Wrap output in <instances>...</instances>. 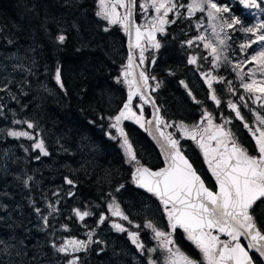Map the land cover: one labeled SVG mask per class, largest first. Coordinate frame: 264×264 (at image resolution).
Instances as JSON below:
<instances>
[{"label":"trees","instance_id":"1","mask_svg":"<svg viewBox=\"0 0 264 264\" xmlns=\"http://www.w3.org/2000/svg\"><path fill=\"white\" fill-rule=\"evenodd\" d=\"M235 9L240 15L241 11L236 7ZM98 10V0H0V52L30 50V59L41 69L31 72L25 78L23 76L21 81L18 80L20 77L16 80L15 84L20 85L16 96L18 103L0 120L6 121L8 127H18L32 134L33 142L35 139L43 140L47 144V152L57 151L62 162L59 165L64 167V174L61 176L74 181L75 193L69 197L70 200L65 197L58 199L59 195H54L52 184H34L33 180L38 173L29 159L35 154L30 149L31 144L26 142L21 155L28 159L19 163L23 173L30 175L32 179L28 186H23V191L29 194L21 205L41 210H53L49 208V205H53L55 212L52 219L56 228L60 229L61 236H80L84 223L71 212L72 209L91 211L92 215L88 217L95 222L101 213L107 212L104 204L111 197L118 200L131 221H122L126 228L133 229L132 222H135L140 225L136 228V232H139L148 220L162 229L167 226V220L163 221L160 201L134 184V169L127 162L125 151L105 134L110 117L121 109L127 96L121 77L125 70L126 49L123 27L120 24L108 25L106 20L96 15ZM243 19L246 20L245 17ZM192 26L191 19L182 17L170 25V42L175 47L174 51L188 53V47L180 45V41L182 34L192 29ZM106 27L108 31L104 30ZM60 34L66 37L63 44L57 40ZM240 39L241 37L236 38L234 45H238ZM173 47L171 52L160 57L156 74L161 86L156 90V95H153L164 117L191 122L195 107L185 90L190 89L185 74L182 80L186 81L187 87L183 85L181 88L178 83L179 75L172 76L171 81L165 72L177 65ZM235 49L240 51L238 46ZM180 65L183 66L184 61ZM58 67L61 70L63 89L55 81ZM194 77L197 78L195 75ZM31 85L36 90L41 86L48 90L38 96L31 93ZM192 91H195L193 87ZM144 108L148 115V107ZM16 120L31 122L35 127L29 129L26 123H14ZM1 124L2 122L0 126ZM123 129L141 164L150 168L160 167V157L147 139L144 129L131 122H125ZM20 144V141H12L0 127V152L9 149L11 153L12 145L20 150ZM191 151L196 154L195 149L189 145L184 149L189 160L193 156ZM43 172H47L46 175L50 173ZM121 185L124 187L121 188ZM144 203H147L148 209L144 208ZM260 214L261 222L258 220L256 224L264 230L263 211ZM70 225L74 231L67 233L66 227ZM142 235L140 241L143 244L154 243L149 231ZM124 236L122 233V237ZM176 241L181 248L189 250L181 235L177 234ZM33 250L28 249L27 255L34 257ZM190 255L197 258L193 250ZM75 256L79 257L81 264H85L86 258L81 253ZM253 258L256 264H262L255 255ZM96 260L94 257L93 261ZM105 261L106 256L103 262Z\"/></svg>","mask_w":264,"mask_h":264},{"label":"snow or ice","instance_id":"2","mask_svg":"<svg viewBox=\"0 0 264 264\" xmlns=\"http://www.w3.org/2000/svg\"><path fill=\"white\" fill-rule=\"evenodd\" d=\"M238 3L244 9H261L264 11V0H238ZM135 4L136 0H98L99 10L96 15L106 20L108 25L120 24L126 31L130 32L134 23L132 16ZM118 8L125 9V13L121 15L117 10ZM139 8L144 12L151 8L157 14L147 25L135 28L136 42L134 47L140 49L139 63L141 65L145 62L144 52L146 51L141 44V40L146 37L149 46L158 50L161 44L156 40V34H164L165 25L176 23L175 19H169V13L175 12L176 16L179 17L181 13L178 9L186 8L187 18L189 19L197 12L207 14L212 35L216 40L213 43L202 33L184 43L192 47L195 41L202 42L204 49L209 50L213 67H219L220 65L217 62L222 55L221 46H225L226 41L230 39L229 34L224 32V29L236 31L239 25V31L251 34L254 37V39L240 45L241 51L245 52L251 49L253 45H259L258 50L247 56L243 64H255L257 66L256 71L264 76V31H260L264 30V22L247 27L243 26L241 19L235 15L225 19L222 14L229 13L231 9L229 6L219 4L217 0H188L186 4L180 3L179 0H145L144 3H139ZM217 20L221 22L219 32L215 23ZM196 27L199 29L202 25L198 23ZM104 30L108 31V28L106 27ZM221 32L224 33L223 37ZM57 40L60 44H63L66 37L60 34ZM202 59L206 60L207 57H202ZM224 59L227 60V57H224ZM128 61V65L121 73L123 83L128 86L127 100L118 113L110 117L113 121L110 127L116 129V132L122 138L121 146L128 157L127 162L135 165L132 175L133 182L137 187L145 189L160 201L168 220V228L171 231L165 232L162 227H157L151 220H148L143 227L151 230L154 234L153 238L160 241V247L174 245L173 232L177 229H183L186 238L202 254L203 264H255L253 257L250 255L252 251L258 253L259 257L264 259V230L257 227L253 215L254 206L257 202H264V115L253 112L256 118V126L253 128L245 121L237 104L231 101L228 102V107L235 113V117L243 123V126L249 130L255 140L258 156L251 155L238 142L233 132L225 127V125L231 123L230 119L224 118L223 124H214L212 113L207 110L203 111L201 117V121L207 122V127L201 128L198 123L193 125L192 130L189 132L187 126L183 124L176 125L188 138L196 141L201 148L209 170L218 185L217 191H211L205 186L204 180L201 179L189 159L186 158L180 141L175 139L172 133L166 134L161 129V125L164 128L173 125L164 121L160 115V108L154 107L153 118L145 119L143 105L152 104L155 106V101L145 95V92L149 89L148 81L150 77L144 70L139 72L138 79L133 77L131 71L133 56L131 53H129ZM196 62V56H189V64H195ZM152 63H155V59L152 60ZM243 64L236 63L234 68L241 69ZM249 74L250 77L255 76L252 69H249ZM202 76L204 77V83L207 84L210 90L209 98L219 106L221 100L218 99L213 89V81H216L217 77L212 76L211 73H202ZM129 77L133 78L129 79ZM151 79L155 80V77H151ZM241 79H243V76H241ZM55 81L63 89L64 85L59 67L55 73ZM118 82L120 81L118 80ZM241 86L245 92L254 97V101H264V79L250 78V82L242 83ZM159 87L160 82H157L155 87L151 88V91L155 92ZM6 88L7 85L5 84L0 87V91H4ZM257 93L259 94L257 95ZM233 94L235 95L234 92ZM137 95H139L142 103L134 105V97ZM188 95L192 97L194 102L200 103L191 91L188 92ZM240 99L244 100L245 98L241 96ZM134 107L139 109V113L134 111ZM244 107H248V105L245 104ZM261 107H264V103H261ZM126 120H134L141 128H145L146 124L149 126L155 125V131L159 133V138L162 141L159 146L165 158V167L159 170H151L141 164L133 151L127 134L121 127L122 121ZM14 123H26L29 129L35 127L33 123L28 121L16 120ZM210 130H212L211 134H208ZM149 134L152 135L151 132ZM8 135L33 139L32 134L27 131H8ZM211 141L216 142L214 148L210 146ZM32 147L39 150V153L43 156L49 155L43 140L35 141ZM36 159H40V156H37ZM31 179L32 177H28V180ZM65 183L74 186V181L69 177H65ZM25 186H27V181H25ZM120 187L123 188L124 185ZM119 190L118 188L117 191ZM54 195H58V193H54ZM68 195L71 197L74 193L69 191ZM49 208L55 210L53 205H49ZM107 208L111 216L129 221V217L121 210L120 204L114 198L108 203ZM35 211L38 214L41 212L39 208H36ZM73 213L80 221H84L85 217L92 215L90 211H80L79 209H73ZM41 219L47 227L48 217L41 216ZM107 219L108 217L101 213L97 227ZM111 227L118 232H127L129 239L138 250L149 253L156 250L154 248L145 249L138 232L128 231L122 224L115 222L111 224ZM135 227L139 228L140 225H135ZM214 231L216 234H214ZM219 234L227 236L228 240H221ZM242 237L247 241L246 246L241 243ZM92 242V232L90 231L87 242L70 239L65 240L60 245L53 242L51 246L57 253L68 256L71 253L85 250L88 244ZM166 250L169 253L167 264H200V261L181 252L179 248L173 251V248L168 247ZM100 251H103V249ZM78 260L79 257H73L67 260L66 264H78ZM148 264H156V261L149 257Z\"/></svg>","mask_w":264,"mask_h":264},{"label":"rangeland","instance_id":"3","mask_svg":"<svg viewBox=\"0 0 264 264\" xmlns=\"http://www.w3.org/2000/svg\"><path fill=\"white\" fill-rule=\"evenodd\" d=\"M141 2H145V0H140ZM180 3H187L188 0H179ZM219 4L229 6L231 11L229 13H223V17L225 19L229 18L232 15H235L236 17L240 18L242 21L243 26L251 27L258 23L264 22V11L261 9H245L240 10L242 12V15H236V9L239 5L237 3V0H217ZM238 4V5H237ZM118 12L123 15L125 13V9L118 8ZM178 11L181 13L182 18H187V11L186 8H179ZM157 14L155 11L151 8L148 9L147 12H144L140 8L137 9V15L136 19L139 23V25H147L148 22L155 17ZM179 17L176 16L175 12L169 13V19H178ZM242 17H246L250 19L248 21L244 20ZM193 23V28L187 30L185 33L182 34V39L180 41V45L185 44L188 47V53L185 52H179L174 51L175 47L171 45L170 40L172 39V34H170V25L174 23H170L165 25V33L161 34L160 38H158V42L161 44V47L157 50L156 54H154L152 47L147 45L146 51H150L149 57H155L156 63L154 69H152L151 73L154 72L156 68L160 65V57L163 54H168V52H171V48L173 47L174 51V57L175 60H177V65L174 68H169L166 72V75L168 74V79L173 80L172 76L179 75V86L182 88L183 85H185L187 81L188 87L192 91V87L196 91V89L199 88V82L198 79V73H215L212 74L214 76L217 75V73L225 69L224 65H232L231 63H242L245 56L241 60H235L233 62H230L229 55L231 54L236 41V38H239L243 34V40L242 43L247 42L250 39H254V37L251 34H246L242 31H239V25L237 26V30L233 31L230 29L225 28L224 32H227L230 36V39L226 41L225 46H221V58L217 62L220 66L219 67H213L212 64V57L209 55V50L204 49L203 43L200 41H195L192 47H189L185 41L188 39H193L196 36L200 34L206 35L213 43H215L216 38L212 35V29L210 27V22L208 20L206 13H195L194 16L190 18ZM200 23L202 25L201 28L197 29L196 25ZM217 25V31H220V20L215 21ZM124 32L125 29L123 28ZM264 31V30H260ZM224 33L221 32V36L223 37ZM241 43V44H242ZM239 44V46L241 45ZM168 48V50H167ZM259 45H253L251 49H248L245 52L240 51L241 53H247V55L254 54V51L258 50ZM19 51V50H18ZM0 52V87H3L5 84L7 85V88L4 91H0V117L4 116L6 113H9L12 111L18 103V99L16 96H18V90L20 89L19 84H15L16 80L19 81L22 80V77L25 78L27 76L31 75V72H38L41 69L36 66V63L30 59V54L32 51L25 50V52ZM164 56V55H163ZM189 56H196L197 62L195 64H189L188 59ZM202 57H207L205 60L208 62V66L205 69L198 68V61L199 58L202 59ZM224 57H227V60L224 59ZM166 60V59H165ZM184 61V65H180V62ZM244 68L236 71V77L237 79H240L243 81V83L250 82V78H255L257 80L264 79V76L261 75L259 71H256V65L253 63H247L243 64ZM249 69H252L253 72H255L254 77H250ZM124 71V70H123ZM179 71V72H178ZM239 73V75H238ZM163 74V73H162ZM185 74V79L183 83H181L182 77ZM197 76V78L194 77ZM241 76H243V79H241ZM154 77V76H151ZM239 77V78H238ZM123 79V77H122ZM164 80V79H163ZM171 80V81H172ZM190 81V83H189ZM26 82V81H25ZM27 84V83H26ZM25 84V85H26ZM156 81L154 80L155 87ZM126 86V92L128 91V86ZM161 86V84H160ZM17 87V88H16ZM35 86L31 85V89H33V94H39L41 95L42 92L47 91L46 87L41 86L37 90L34 88ZM190 89L185 88V90L190 91ZM35 92V93H34ZM37 92V93H36ZM259 93H257L258 95ZM252 96V95H251ZM253 97V96H252ZM189 98L192 99L191 96ZM139 100V98H136ZM137 100L134 101L135 104H141L140 100L137 102ZM193 101V99H192ZM145 106L143 105V108ZM182 109L184 107H181ZM134 111L139 113V109L134 107ZM186 111V109H184ZM118 113V112H117ZM116 113V114H117ZM145 113V108H144ZM115 114V115H116ZM162 114V113H161ZM114 115V116H115ZM113 117V116H112ZM147 115L145 113V119ZM162 117L164 121L167 123L173 125L172 127H168L167 129L173 134L175 138H177L180 142H182V138L184 137V134L176 125L183 124L188 127L189 132L192 130V125H187L181 122L180 119H168L167 117H164L162 114ZM2 122L1 126L2 130L5 131L6 135L12 140V141H20V150H18V147H15L12 145V148H10L11 153H9V149H6L3 152H0V264H66V261L71 259L74 253H71L68 256H65L64 254L57 253L55 249L51 246L53 242H55L57 245H60L64 242V238L66 236L60 235V229L56 228V223L52 219L53 214L55 211L53 210H41L40 214H38L35 211V207L32 208L30 206H27L26 204L21 205L23 200L25 199V196L29 194V192L23 191V186H25V181H27V186L30 184V180H28V177L30 175H25L23 173L22 167L19 163V161L25 159L27 161L28 157L24 158L21 155V150L24 149V146H26V142L31 144L30 149L34 151L35 154L30 160V162H33V166L36 168V171L38 173V176L34 178L33 183L34 184H44L46 182L48 184H52L53 187V193H58V199L60 197H67L69 191H71V186L65 183V177L61 176V174H64L62 171L64 170V167H60L61 160L59 158V155L57 151L55 153H52L53 151H49V155H47L46 158H43L44 156L39 153V150L33 149V143L40 139H35V141H31L30 139H27L25 137H12L8 135V131H25L23 129H19L18 127H8V125L5 124L3 120H0ZM125 122H131L137 126H139L137 123L134 122V120H126L122 121L121 127H123ZM113 123L112 120H110V123L107 125V131L106 136L110 138L111 140L115 141L118 145H122V138L119 136V134L116 132V129L110 127V125ZM27 125V124H26ZM207 126L206 121H202V127ZM140 127V126H139ZM115 137V138H113ZM56 140H59V138ZM193 141V140H192ZM56 142V141H55ZM196 141H194L195 143ZM58 141L56 142V144ZM196 144V143H195ZM45 149L47 148V144L44 143ZM197 145V144H196ZM198 146V145H197ZM51 147V146H50ZM122 147V146H121ZM199 147V146H198ZM124 150V148L122 147ZM125 151V150H124ZM5 152V153H4ZM6 154L7 156H5ZM37 156H40V159H36ZM128 160V158H127ZM133 166V169H135V165L130 163ZM43 171H49V174H45L47 172ZM66 175V172H65ZM73 187V186H72ZM113 198L116 200L117 203L118 200L115 197H111L108 199L104 204V209L107 210V212L104 214L108 217L106 221H109V224H112L113 222H121L125 221L120 219L119 217H113L110 215L107 205L110 203ZM26 199H29V197H26ZM147 203H144V208L148 209ZM121 207V206H120ZM160 208L162 210L163 214V221L165 222L167 220V217L164 213L163 206L160 204ZM122 210V209H121ZM123 211V210H122ZM73 213V209L71 210ZM91 212V211H90ZM51 213V214H50ZM92 213V212H91ZM41 216H47L48 217V226L45 227L44 221L41 219ZM51 219L53 220V223L51 222ZM35 223V224H34ZM146 223V222H145ZM144 223V224H145ZM135 225H138V223L132 222V228L134 232H136ZM167 226H168V220H167ZM127 230L129 228H126ZM130 230V229H129ZM131 231V230H130ZM149 231V236L155 243V239L153 238L154 234H152L150 229H146L144 227L140 228V231L138 232L140 234V239L143 238L144 233ZM39 236V237H37ZM7 237V238H6ZM146 237V236H145ZM53 238L56 240L53 241ZM128 238V236H127ZM149 239L148 237H146ZM34 239L35 243H28L29 240ZM131 245H134L130 240ZM153 243V245H154ZM160 241L157 240V243H155L152 248L156 249L154 252H146V251H140L136 248L135 253V263L139 264V262H144L139 259V255L144 258L147 256V260H149V257H151L154 261H156V264H167V259L169 257V253H163L161 255V247ZM90 247V244H88L87 248ZM33 248L34 250V257L29 256L28 249ZM173 251H175L176 247L172 246ZM182 252V250L180 249ZM147 253V254H146ZM132 254V253H131ZM129 253H124L123 255L119 256V259L121 258H128L130 257ZM115 256V254H114ZM123 256V257H122ZM113 258V256L111 257ZM106 259H110L109 257H106ZM78 264H81V262L78 261Z\"/></svg>","mask_w":264,"mask_h":264},{"label":"flooded vegetation","instance_id":"4","mask_svg":"<svg viewBox=\"0 0 264 264\" xmlns=\"http://www.w3.org/2000/svg\"><path fill=\"white\" fill-rule=\"evenodd\" d=\"M139 3H143V2H141L140 0H136V4L134 5L135 16L137 15V9L139 8ZM237 8L239 11L242 10V8L240 7V4L237 6ZM235 13L237 15V12H235ZM240 15L243 16L242 12ZM246 19H248V18H246ZM160 36H161V34L159 33L157 36V41H159L158 38H160ZM242 40H243V34L241 36L240 42L238 43V45H234V47H233L234 51H232L231 54L229 55L230 62H233L235 60H241V59H243L244 56L245 57L248 56L247 53H241L240 52L241 49H240V51L235 49L236 46H238L240 48L239 44L242 43ZM142 45L145 47V49H146V46L149 45L146 39H144ZM152 50H153L154 54H156V52H157L156 49L152 47ZM135 54H136V59L139 62L140 49H136ZM149 54H150V51H145L144 52L145 62L143 65H141L140 63L139 64L144 69V71H146V73L149 75L150 87L152 88L154 85V80L151 79V76L155 77V81L157 83L158 76L156 74V70L158 68L154 70L155 74H154V72L151 73L152 69H154V67H155L156 59L153 56L149 57ZM153 59H155L154 64L152 63ZM245 59L246 58H244V60ZM231 64L232 65H227V64L224 65L225 69L220 70L217 73V75L215 76V77H217V80L213 81V89L215 90V94L217 95L218 99L221 100V104L219 106H217L215 104V102L209 98L210 97V90H209L207 84L204 83V77L202 76V72L201 73L197 72L198 73V79L199 80L201 79V80H200L199 88L193 92V96H195L196 100L200 101V103L194 102L195 108L193 111V121L188 122V121L181 120V122L184 124H187V125L199 123L201 128L207 127V126L202 127L201 117H202V113L204 110H207V111L212 113V118H213L214 124H223L224 118H228L231 120V123L225 125V127L227 129H230L233 132V134L236 136L238 142L242 146H244L249 151V153L251 155L258 156L259 153L257 151V146L255 143V140L252 138V135L249 132V130L243 126V123L235 117V113L228 107V102L231 101V102L237 104L238 108L241 111L242 116L245 118V121H247L250 124V126L255 128L256 118H255V115L253 114V112L255 111L257 113L264 115V107H261V103H264V101H254V97H252L251 94L245 92V90L241 86L243 81H241L240 79H237V77H236V71L234 70L235 64L234 63H231ZM207 66H208V62H206L204 59L199 58V61H198L199 70L205 69ZM242 67L244 68V65ZM237 70H239V69H237ZM212 74H215V73H211V75ZM212 76H214V75H212ZM229 82H231V83L229 84ZM229 89H231V90H229ZM156 92L157 91H155V92L151 91L152 95L153 94L156 95ZM188 92L189 91L186 90L187 95H188ZM233 92L235 93V95L233 94ZM154 95H153V97H154ZM241 96H243L245 99L241 100L240 99ZM154 99L156 101L155 97H154ZM245 104H247L248 107H244ZM158 107L160 108V106H158ZM161 126L163 127V125H161ZM164 129L168 133H171L167 128H164ZM211 131L212 130H210V132L208 134H211ZM175 139H177V138H175ZM198 139H199V137H198ZM195 143L198 145L197 142H195ZM195 143H194V141H192V139L188 138L186 134H184V137L182 138V142H180V145L182 147L183 153H184V149L188 145L191 146L193 149H195L196 154L194 152L192 153V151H191L193 156L191 157L190 162L192 163L193 167L196 169L197 173L201 176L202 180H204L206 187H208L211 191H217L218 185L216 184L215 177H213L211 171L209 170L208 164L205 161V158H204V155H203L201 148L198 147L199 145L197 146ZM210 146L214 148L216 146V142L211 141ZM59 158H61V157L59 156ZM71 188H72L71 192L75 193L72 186H71ZM69 197L70 196L68 195L65 198L70 200ZM262 211L264 213V202H257V204L254 206V210H253V215L255 217L257 224H258L259 216L261 215L260 213ZM105 213H106V211L103 212V214H105ZM98 221H99V219H97V220H95V222H93L91 219H89V217H85L84 221H82L84 223V225L81 226L82 229L80 230V236H71L70 235V236H66L64 238V241L70 240V239H77V240H83V241L87 242L88 241V233L90 231L92 232V241L93 242L90 243V247L86 248L83 251L75 252L73 254L72 258L76 257L75 256L76 254L81 253L84 256V258H86L85 264H90V263L91 264H136L135 263V253H136L135 245H131L129 237L127 238V236H128L127 232L116 231L115 229H113L111 227V224H109V221H105L103 224H100V226L97 227ZM259 222H261V221L259 220ZM116 223H120L126 228V226H125L126 224H124L123 222L121 223L118 221ZM71 226L72 225L66 227L67 233H71L74 231ZM130 230H131V232H134L133 229H130ZM130 230L128 229V231H130ZM162 230H164L165 232L171 231L168 228V226H166ZM122 233L125 234L124 237H122ZM177 234L181 235V239L185 243L188 244L189 250L180 247V245L176 241ZM214 234H216L215 231H214ZM219 235H220L221 240H228L227 236H225L223 234H219ZM37 237H39V236H37ZM172 239L174 241V245H165V247H161V251H160L161 255L163 253H167L166 248L174 246L176 248L181 249L182 252L185 253L186 255L194 258L193 256L190 255V253L193 250L195 255L197 256V258H194V259L197 261H200V264H203L202 254L195 247V245L186 238V234L184 233L183 229H177L175 232H173ZM55 240L56 239L53 238V241H55ZM35 242L36 241L34 239L29 240V243H35ZM97 242H99V243H97ZM126 242L128 244H126ZM155 243H157L156 239H155ZM155 243H154V245H155ZM144 245H145V249L152 248V246H154L153 244L147 245L146 243ZM101 249H103V251H100ZM125 252L129 253V254L132 253V254L128 258L126 257V258L119 259V256L123 255ZM114 254H115V256H114ZM250 255L252 257H254V254L251 252H250ZM105 256L109 257L110 259L109 260L106 259V261L103 262ZM112 256H113V258H111ZM94 257L97 259L96 261H93ZM139 259L141 261L143 259V261H144L143 263L139 262V264H148L147 256L142 258V256L139 255ZM254 261H255V259H254ZM255 264H256V261H255Z\"/></svg>","mask_w":264,"mask_h":264},{"label":"water","instance_id":"5","mask_svg":"<svg viewBox=\"0 0 264 264\" xmlns=\"http://www.w3.org/2000/svg\"><path fill=\"white\" fill-rule=\"evenodd\" d=\"M237 2H238V0H237ZM241 8L242 9H244L243 8V6L241 5ZM132 20L134 21V23L132 24V26H131V30H130V32L129 31H126L125 30V49H126V52H127V58H126V63H125V66L126 65H128V57H129V53H131L132 54V56H133V67H132V69H131V71L133 72V77H135L136 79H138L139 78V72L141 71V70H143L142 68H141V65L139 64V62L136 60V54H135V50L136 49H139V48H136V47H134V45H135V42H136V35H135V28L136 27H138V26H140L139 25V23H138V21H137V19H136V16H135V12H134V7H133V16H132ZM0 28H1V25H0ZM142 30H145V29H142ZM158 34L159 33H157L156 34V40H157V36H158ZM144 39H146L147 40V38L145 37ZM144 39H142L141 40V44L143 43V41H144ZM133 77H129V79H132ZM148 84H149V89H148V91L147 92H145V95L147 96V97H150L151 98V100H154L155 101V99H154V97H153V95H152V93H151V87H150V82L148 81ZM138 97H139V95H137ZM136 96V97H137ZM136 97H134V99L136 98ZM126 100H127V97H126V99H125V101H124V103L126 102ZM141 103H142V101H140ZM123 103V104H124ZM145 106H147L148 108H149V115L147 116V118L146 119H152L153 118V112H154V107H158V105H157V103H156V101H155V106H153L152 104H144ZM123 106V105H122ZM122 108V107H121ZM160 115H161V113H160ZM145 134H146V137H147V139L151 142V144L154 146V148L156 149V151H157V153H158V155H159V157H160V160H161V162H162V165L159 167V168H155V169H152V168H150L151 170H159L160 168H163V167H165L166 165H165V158H164V155L162 154V152H161V149H160V143H162V141L160 140V138H159V133L158 132H156L155 131V125L153 124V125H151V126H149V125H145ZM147 129V130H146ZM161 129L167 134L168 132L161 126ZM149 132H151L152 133V135H150L149 134ZM186 156V155H185ZM187 158V157H186ZM191 163V162H190ZM192 164V163H191ZM202 179V178H201ZM206 186V185H205ZM139 188V187H138ZM142 189V188H141ZM145 190V189H144ZM217 190H218V188H217ZM258 227V226H257ZM241 241L243 242H241L243 245H245L246 246V244H247V241L242 237L241 238ZM251 253H253L260 261H261V263L262 264H264V259H261L260 257H259V254L258 253H255L254 251H252Z\"/></svg>","mask_w":264,"mask_h":264}]
</instances>
